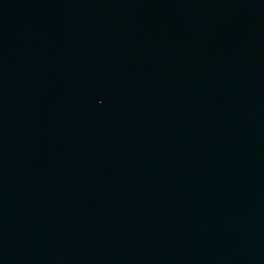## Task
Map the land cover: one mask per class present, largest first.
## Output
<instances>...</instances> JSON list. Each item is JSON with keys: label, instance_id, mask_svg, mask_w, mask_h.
Returning <instances> with one entry per match:
<instances>
[{"label": "water", "instance_id": "obj_1", "mask_svg": "<svg viewBox=\"0 0 264 264\" xmlns=\"http://www.w3.org/2000/svg\"><path fill=\"white\" fill-rule=\"evenodd\" d=\"M0 264H264V0H0Z\"/></svg>", "mask_w": 264, "mask_h": 264}]
</instances>
